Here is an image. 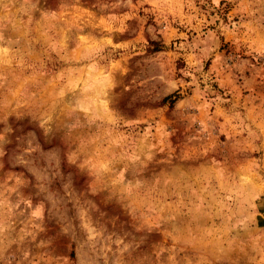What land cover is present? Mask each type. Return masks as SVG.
<instances>
[{"label": "rangeland", "instance_id": "rangeland-1", "mask_svg": "<svg viewBox=\"0 0 264 264\" xmlns=\"http://www.w3.org/2000/svg\"><path fill=\"white\" fill-rule=\"evenodd\" d=\"M0 264H264V0H0Z\"/></svg>", "mask_w": 264, "mask_h": 264}]
</instances>
